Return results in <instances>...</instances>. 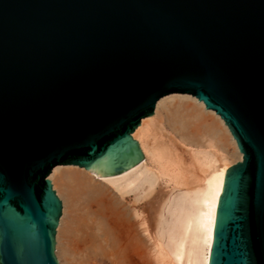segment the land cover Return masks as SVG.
<instances>
[{
  "label": "water",
  "instance_id": "95a60500",
  "mask_svg": "<svg viewBox=\"0 0 264 264\" xmlns=\"http://www.w3.org/2000/svg\"><path fill=\"white\" fill-rule=\"evenodd\" d=\"M224 120L208 264H264V0H0V264H58L57 164L144 157L131 132L170 93Z\"/></svg>",
  "mask_w": 264,
  "mask_h": 264
},
{
  "label": "bare ground",
  "instance_id": "6f19581e",
  "mask_svg": "<svg viewBox=\"0 0 264 264\" xmlns=\"http://www.w3.org/2000/svg\"><path fill=\"white\" fill-rule=\"evenodd\" d=\"M217 115L190 93H170L161 97L153 114L141 118L131 132L144 157L135 165L121 173L99 177L76 164H57L51 169L47 178L53 181V177L62 174L68 198L73 206L81 205L74 210L63 231L67 241L64 252L69 255L70 264H126L122 250L129 248L128 253L133 254L135 249L128 247V240L132 241L135 236L129 207L96 196L92 183L96 179L116 186L118 179L138 170L147 161L154 166L156 176L177 173L183 177L184 185L188 184L186 179L195 182L197 173L209 171L204 196L198 203L200 216L196 223L192 218L185 223L176 251V260L180 263L186 259L187 264H196L194 246L201 243L203 264H208L218 198L225 170L230 167L226 156L219 153L227 140L226 132L238 157L242 159L243 156L224 120ZM185 151L193 161L195 172L184 164L182 153ZM131 214L138 217L135 211ZM60 217L56 232L61 227ZM140 228L146 231L144 220H140ZM80 229L86 231L82 236L77 234ZM187 243L190 246H186Z\"/></svg>",
  "mask_w": 264,
  "mask_h": 264
},
{
  "label": "rangeland",
  "instance_id": "374dc122",
  "mask_svg": "<svg viewBox=\"0 0 264 264\" xmlns=\"http://www.w3.org/2000/svg\"><path fill=\"white\" fill-rule=\"evenodd\" d=\"M226 133L227 140L219 149V153L226 156L231 166L241 159L235 152V145L231 142L229 133ZM182 156L185 166L195 172L189 154L185 151ZM154 171V166L147 161L138 170L118 179L116 186L93 179L95 195L103 196L116 205L129 207L135 236L132 241L128 240V247L135 249L132 250L133 254L128 253L129 248L122 250V258L126 264H187L186 259L181 263L176 260L177 246L185 223L190 218L196 223L200 216L198 203L204 196L209 171L197 173L195 182L186 179L187 185H184L180 174L156 176ZM52 184L62 202L61 227L55 237V256L58 264H70V257L64 252L67 249V241L63 231L65 224L74 215V210L81 205L73 206L72 200L68 198L62 174L53 177ZM133 211L137 212L138 217L131 214ZM140 220H144L146 231L140 228ZM85 232L80 229L77 234L82 236ZM194 249L196 264H203L204 246L198 243Z\"/></svg>",
  "mask_w": 264,
  "mask_h": 264
}]
</instances>
